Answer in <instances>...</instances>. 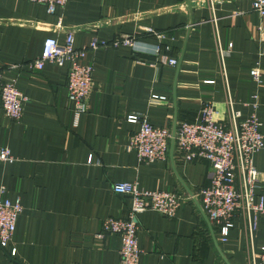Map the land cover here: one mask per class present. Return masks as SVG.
Instances as JSON below:
<instances>
[{"label": "crops", "instance_id": "1", "mask_svg": "<svg viewBox=\"0 0 264 264\" xmlns=\"http://www.w3.org/2000/svg\"><path fill=\"white\" fill-rule=\"evenodd\" d=\"M216 14L221 45L233 43L225 72L234 106L247 117L253 112L248 102L258 93L264 132V64L259 85L250 75L259 60L264 17L251 10L250 0L218 3ZM215 31L208 5L192 0H68L54 14L44 4L0 0V74L16 77L27 97L21 120L0 106V146L16 158L0 162V188L4 197L20 195L23 205L12 240L0 245V264H119L120 236L102 234L106 218H127L132 205L130 196L113 190L116 182L180 195L172 217L151 209L136 215L140 264H251L252 252L264 246V214L252 232L236 217L222 242L199 195L210 182L209 163L185 161L170 146L165 161L144 164L128 148L140 127L127 120L129 114L173 132L212 103L216 121L229 123ZM67 32L74 33L77 48L94 38L107 42L81 59L94 71L88 108L78 116L68 95V66H29L46 38L63 44ZM126 35L136 37L140 48L112 45ZM157 45L177 64H163ZM153 94L164 100H152ZM254 161L258 192L264 193V148Z\"/></svg>", "mask_w": 264, "mask_h": 264}, {"label": "built area", "instance_id": "2", "mask_svg": "<svg viewBox=\"0 0 264 264\" xmlns=\"http://www.w3.org/2000/svg\"><path fill=\"white\" fill-rule=\"evenodd\" d=\"M24 1L44 4L47 12L54 14L59 8H63L68 0ZM226 1L235 0H192L196 5L207 4L211 11V21L216 30L220 66L226 82L229 123L216 121L213 104L206 103L196 120L183 121L176 128L174 145L185 161L205 160L212 169L210 182L200 190L199 195L202 208L218 227L222 242L228 241L236 217H242L248 231L252 232L257 226V217L264 214V193L258 192L260 172L254 161L256 153L264 148V132L257 115L259 97L258 93L251 96L248 104L253 107V112L243 118L241 110L235 108L230 95L225 61L233 43L229 42L227 49L221 45L216 14V5ZM250 8L264 17V0H250ZM58 24L61 25V18ZM258 29L262 31L263 27L259 26ZM146 31L160 37V34H157L153 28H147ZM118 44L140 48V41L130 35L116 40L112 45ZM106 45L107 42L94 38L88 46L77 48L74 45L73 32L66 33V40L63 44L55 37H48L43 42L40 56L29 66L38 70L43 69L46 63L60 67L68 66L67 90L69 98L75 103V113L78 116L88 108L94 71L92 63H82L81 59L89 49L94 50ZM154 51L155 54L161 55L160 61L163 64H177L176 58L161 53L159 45ZM262 64H264V38L261 39L259 60L250 69V75L258 85L262 80ZM158 99L164 100V96L152 95V100ZM26 101L27 97L17 86L16 77L1 75L0 106L6 116L12 120H21ZM127 120L140 125L139 130L131 136L128 145L130 150L136 152L139 161L144 164L156 160L165 161L168 158L173 138L172 130L167 126L152 124L146 116L129 114ZM15 159L9 147L0 146V162L11 163ZM113 190L116 193L130 196L132 205L127 218H106L102 224V234L110 233L120 236L119 264H140L141 248L137 238L139 226L136 222V215L151 209L159 211L164 216L172 217L180 206V195L169 190H143L136 182H116ZM4 192L5 188L1 187L0 245L7 247L15 233L23 205L20 195L10 199L3 196ZM250 263L264 264V246L260 248V251L252 252Z\"/></svg>", "mask_w": 264, "mask_h": 264}, {"label": "water", "instance_id": "3", "mask_svg": "<svg viewBox=\"0 0 264 264\" xmlns=\"http://www.w3.org/2000/svg\"><path fill=\"white\" fill-rule=\"evenodd\" d=\"M175 133H176V129L173 130V138H172L171 143H170L171 150L174 149V145H175Z\"/></svg>", "mask_w": 264, "mask_h": 264}]
</instances>
